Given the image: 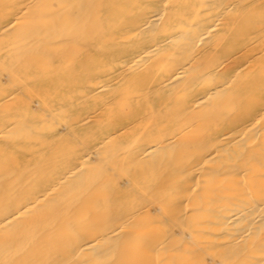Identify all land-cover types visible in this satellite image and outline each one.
<instances>
[{
    "label": "bare ground",
    "instance_id": "6f19581e",
    "mask_svg": "<svg viewBox=\"0 0 264 264\" xmlns=\"http://www.w3.org/2000/svg\"><path fill=\"white\" fill-rule=\"evenodd\" d=\"M0 264H264V0H0Z\"/></svg>",
    "mask_w": 264,
    "mask_h": 264
}]
</instances>
